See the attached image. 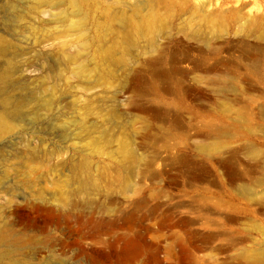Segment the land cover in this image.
Listing matches in <instances>:
<instances>
[{
    "label": "rangeland",
    "instance_id": "374dc122",
    "mask_svg": "<svg viewBox=\"0 0 264 264\" xmlns=\"http://www.w3.org/2000/svg\"><path fill=\"white\" fill-rule=\"evenodd\" d=\"M48 27L76 63L30 50ZM0 34V264H264V0H0Z\"/></svg>",
    "mask_w": 264,
    "mask_h": 264
},
{
    "label": "bare ground",
    "instance_id": "6f19581e",
    "mask_svg": "<svg viewBox=\"0 0 264 264\" xmlns=\"http://www.w3.org/2000/svg\"><path fill=\"white\" fill-rule=\"evenodd\" d=\"M39 4H47L50 0H37ZM48 14L47 19L45 20L46 25H50V23H55L58 20H61L60 17L57 18L50 13V11H43ZM64 20V19H62ZM153 42V40H151ZM31 51L37 55H47V56H56V59H64L66 63H76L78 61L79 54L83 49L84 42L83 41H71L67 38V31L59 30L54 31L49 27L46 28V31L40 35L38 38L34 39L32 42ZM8 47V40L5 35L0 34V60L2 57L6 56V49ZM56 53V54H55ZM60 66V65H59ZM15 69L12 66H9L7 61H4L3 66L0 65V138L3 134L10 133L13 130V123L11 121V117L19 118L22 116V107L24 99L14 100L12 96L9 94L11 90L17 87V83L13 80ZM50 101L48 99H44L41 103V106H49ZM10 152V151H9ZM11 153V152H10ZM4 153L0 147V163L9 162L16 155L12 153ZM21 161L28 167V172L30 175L37 168H39L42 164H44L43 160L31 158L27 154H22L20 156ZM19 175H23L19 173ZM47 182H52L50 179L46 180ZM69 183L66 185L68 186ZM2 193L6 192L0 188V196ZM72 194V191L69 189H60L54 196L50 197L49 202L51 204L47 207L48 211L51 213H56V215H60L64 209L65 205L68 203L69 196ZM9 200L13 198V196L8 197ZM40 206H30L31 209L39 208ZM17 211L9 209V211H0V218L5 220L10 215L16 214ZM22 222V225L32 226V224H27ZM23 238L19 236H12L11 233H8L6 229H3L0 232V243L6 244H15L16 247H23ZM255 256L258 255L255 253Z\"/></svg>",
    "mask_w": 264,
    "mask_h": 264
}]
</instances>
